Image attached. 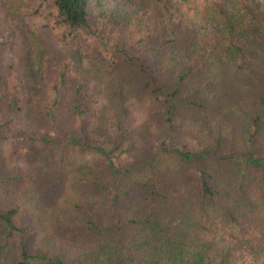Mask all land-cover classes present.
Returning <instances> with one entry per match:
<instances>
[{"label": "trees", "instance_id": "16d2710c", "mask_svg": "<svg viewBox=\"0 0 264 264\" xmlns=\"http://www.w3.org/2000/svg\"><path fill=\"white\" fill-rule=\"evenodd\" d=\"M49 2L65 37L91 28L92 0ZM98 10L107 30L124 36L109 56L90 59L91 72L80 68L69 107L56 96L47 120L81 116L79 93L94 81L107 91L114 116L136 115L134 128L113 122L116 135L102 128L104 138L89 145L86 126L59 140L40 136L36 126L24 164L12 170L0 156L11 196L35 180L47 184L40 223L50 226L29 232L42 237V247L24 240L19 205L0 210L8 235L21 237L13 264H264V0H123ZM4 42L0 78L10 74L38 94L50 68L46 52L32 40L31 53L20 55ZM69 69V61L58 67L62 86L77 79ZM23 110L0 84V155ZM31 112L32 127L39 118ZM100 113L93 131L110 123ZM69 146L92 156L78 152L76 160Z\"/></svg>", "mask_w": 264, "mask_h": 264}, {"label": "rangeland", "instance_id": "374dc122", "mask_svg": "<svg viewBox=\"0 0 264 264\" xmlns=\"http://www.w3.org/2000/svg\"><path fill=\"white\" fill-rule=\"evenodd\" d=\"M122 2L123 0H92L91 28L80 29L76 37L67 38L54 24L55 18L51 13L52 5L49 0H0V50L3 49V51H5V47L2 46L3 41H5L4 43L9 41L7 47L10 46V44L11 46H17L16 50L17 52L20 51V55L28 48L27 53L30 54L32 50L30 48V43H32L33 40L35 45L46 52L45 64L46 67L50 66L49 71H45V76L39 82L40 92L38 94H36V90L33 88H25L23 86L24 83L20 82L18 86L10 74H7L4 78H0V84L4 91L8 95L13 94V96H15L17 94L21 106H24V117L21 115V121L19 123L10 125L7 129L9 138L1 144L2 155L0 156L2 159H9L10 167L8 168L15 170L20 163L24 164L23 161H25L26 158L24 153L25 148H28L29 145L32 144L31 132L33 130L32 128L36 126L40 130V136H46L52 140L68 139L73 129L79 131L80 125L86 126L84 133H82V138H85L84 140H87L85 144L88 143L89 145H97L98 140L101 141L102 138H104L101 133L102 128L103 130L106 128L110 130L112 127V131H110V133L112 132L111 137L116 135L118 133V124H113V122L119 121L123 126L127 125L129 129L131 128L132 131L134 123L136 122V115L132 116L131 120H126L128 117L118 119L116 117L117 115L114 116L116 113L110 107V99H108L107 91L94 81L90 83L86 81V87L84 86L85 88L79 93L81 95V100L84 101V105L81 106L84 112L80 114L81 116H67L65 113H57V119L51 121L47 120L50 112L46 109L47 104L56 96L59 101L61 100V106H63L64 103L68 106L69 101H72L73 96L76 95V87L74 86L75 82L80 80V68L91 72L90 68H92L93 63L90 59L93 57L99 59L101 55L104 54L109 56L110 51L107 49L112 47L114 41L124 36L121 31L107 30V24L102 20V15L98 10L102 6L108 11L115 10ZM6 49L10 53L14 52L11 48ZM80 51L84 52L83 55L85 58L83 61L78 62L77 58H80ZM7 57L8 56H5V60ZM28 61L29 58L27 57V61L24 65H27ZM66 61H69L70 64V73H72L73 77L76 75L77 79L75 81L68 80L69 84L65 83L66 85L62 86L59 80L58 67ZM4 63L5 65H3L2 69L7 66V62ZM71 83L74 84V86L70 85ZM58 90L60 91L58 92ZM67 106H64L66 112ZM150 109H152L150 102L145 101V104H143V111L147 112ZM97 111L99 113L105 111L110 119V123L105 120L104 125L102 124V127L98 129L99 131H93V119L99 118L100 121L103 119V115H99ZM26 112H31L33 116H37L39 118V123H34L32 127L29 126L30 118H28ZM20 114H22L21 111L16 113L15 120L19 121ZM97 115H99V117ZM24 133L26 136L23 138L22 134ZM95 135L97 137H95ZM80 149L81 147L73 148L69 146L66 154L69 155L74 152L77 157L72 154L70 156L74 157L76 160H78V156H80L79 153L84 157L85 154L88 157L92 156L91 153H85V151L81 153ZM40 151L45 153L44 149H40ZM124 157L125 155L120 156L122 160H124ZM24 172L25 170H23V173ZM2 176L5 177L3 172H1L0 175V210L5 211L8 207L19 205L21 214L19 215L18 224L21 226L20 228L25 231L24 240L27 244H30V246L42 247L41 243H37V239L42 237L39 235L36 239L33 237L34 235L29 232L33 229L42 231L45 227L50 226V224L43 225L40 223V218L43 214L42 210L46 208L41 204H43L44 201H48V198H44V191L46 190L47 184L35 180L31 184L32 188H23L13 197L6 190L9 180H3L1 178ZM63 188L62 186L59 187V189H62L60 192L65 191ZM25 191H27L28 195L33 194L37 195V197L32 200V197H29ZM42 195L43 198H40ZM80 199L79 196L76 197V200ZM38 206L40 207L38 208ZM124 212L125 210L121 207L118 214L122 215ZM19 246H21V237L18 233L9 236L7 226L0 219V248H2L0 249V264H13ZM49 250L50 247L45 251L49 252Z\"/></svg>", "mask_w": 264, "mask_h": 264}]
</instances>
